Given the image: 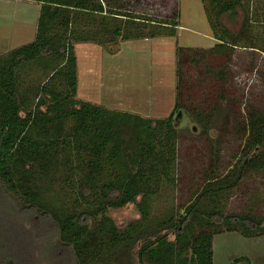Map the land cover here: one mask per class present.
<instances>
[{"label":"trees","instance_id":"16d2710c","mask_svg":"<svg viewBox=\"0 0 264 264\" xmlns=\"http://www.w3.org/2000/svg\"><path fill=\"white\" fill-rule=\"evenodd\" d=\"M35 1L41 4L35 39L0 54V196L12 195L20 204V209L11 212L6 199L3 203L0 198V264H18L3 236L6 226L22 237L28 253L22 252L24 261L32 259L24 228L27 222L36 229L37 221L53 225L57 246L70 249L74 264H80L79 256L85 263L110 262L121 246L128 249L127 257L136 255L138 264H214L217 233L239 230L246 236L264 235V216L225 214L218 204L222 193L238 186L249 172L264 169V113L260 110L252 111L247 119V141L233 168L220 177L207 178L183 215L171 210L157 221V228L150 226L153 202L178 178L175 120L187 109L182 97L184 83H188L184 64L197 67L206 59L198 58L201 52L222 55L228 61L238 47L264 52V45L258 44L264 32H259L252 18L249 0H203L219 41L208 49H178L176 103L167 117L89 101L71 107L78 92L74 42L95 41L90 30L94 18L100 19L105 31H109V17L125 19L124 30L114 32L120 40L176 36L177 19L114 12L104 0ZM239 11L244 21L233 31L223 16L235 18ZM138 20L156 24L143 32L135 24ZM192 52L197 55L190 56ZM32 64H43L49 79L25 86L23 74ZM226 69L208 68V72L224 80ZM211 116L206 111L192 113L204 134ZM129 203L136 205L141 216L118 227L108 211ZM57 246L49 247L54 254ZM242 260L251 264L248 257L236 258L235 263Z\"/></svg>","mask_w":264,"mask_h":264},{"label":"rangeland","instance_id":"374dc122","mask_svg":"<svg viewBox=\"0 0 264 264\" xmlns=\"http://www.w3.org/2000/svg\"><path fill=\"white\" fill-rule=\"evenodd\" d=\"M249 2L252 18L259 24V32H264V0ZM104 3L108 10L114 12L147 14L163 21L177 19L180 26L176 29V36L120 40L114 32L124 30L125 19L109 17V31L101 28L100 19H91L90 30L95 41L74 42L78 58V92L70 106L89 101L146 116H169L176 103L178 49H208L219 41L208 22L203 0H104ZM40 9L41 4L35 0H0V21L5 18L6 22L13 23L21 19L31 24L29 31L15 43L9 39L15 32H8L7 27L5 33L0 28V54L12 49L9 48L12 45L20 46L35 39ZM243 21L242 11L235 18L223 16V22L233 31L239 30ZM135 24L140 31L147 32L156 23L138 20ZM5 36L7 39H2ZM258 44L264 45V38ZM189 54L195 56L197 52ZM198 58L204 60L197 67L193 63L184 64L188 83H184L186 89L182 97L188 111L183 110L175 120L179 128L178 178L176 185L165 187L153 202V221L150 219L153 228H157V221L164 220L171 210L183 215L207 178L220 177L233 168L243 155L250 113L255 110L264 113V52L238 47L230 61L222 55L212 54L211 57L202 52ZM42 65L32 64L25 68V86L43 84L44 79H49ZM222 67L227 68L224 80L213 78L208 72V68ZM195 111H206L212 115L206 134L192 118ZM0 198L3 203L6 199L7 209L11 212L20 207L12 195ZM218 204L225 214L251 213L263 217L264 169L249 172L238 186L222 193ZM108 215L118 227L135 222L141 216L133 203L111 208ZM36 226L39 231L31 222L24 226L28 251L32 253V259L25 261L23 253L27 251L22 237L12 227L6 226L3 230L5 241L17 255L16 262L74 264L76 260L70 249L57 246L59 239L54 226L42 221H37ZM54 246H57L55 254L49 248ZM213 251L214 264H249L244 260L235 263V259L240 257L250 258L251 264H264V235L251 237L239 230H223L213 238ZM116 252L110 256V262L100 264H138L136 255L134 259L127 257L126 247L121 246ZM78 259L80 264H91L85 263L80 256Z\"/></svg>","mask_w":264,"mask_h":264},{"label":"crops","instance_id":"0c3cea01","mask_svg":"<svg viewBox=\"0 0 264 264\" xmlns=\"http://www.w3.org/2000/svg\"><path fill=\"white\" fill-rule=\"evenodd\" d=\"M30 26H31L30 22L21 19H16L13 23L6 22L5 18L2 19V21H0V28L4 29L3 32L7 33V31L5 30V28L7 27H8V32H15L14 34L11 33L9 38L10 41H12L13 43H15L17 40L22 38L24 33L29 31ZM2 39H7V37L5 36ZM15 47L18 46L12 45L9 48H15Z\"/></svg>","mask_w":264,"mask_h":264}]
</instances>
